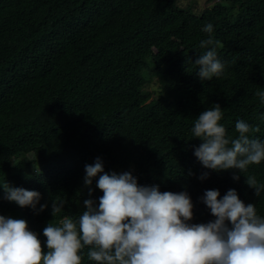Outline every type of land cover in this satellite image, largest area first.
<instances>
[{"label":"trees","instance_id":"trees-1","mask_svg":"<svg viewBox=\"0 0 264 264\" xmlns=\"http://www.w3.org/2000/svg\"><path fill=\"white\" fill-rule=\"evenodd\" d=\"M174 1L0 0V184L37 191L48 205L20 208L0 188V215L24 219L45 252L53 201H66L53 223L78 219L87 199L98 206V177L91 197L84 185L85 165L97 158L109 174L186 191L191 223L215 219L201 202L206 190L223 198L234 189L264 217V191L257 197L246 184L254 176L264 186V161L242 174L206 169L191 132L219 104L229 136L242 119L264 142V102L255 95L264 91V0H217L200 13ZM207 23L217 43L201 48ZM211 47L225 72L202 82L195 61ZM150 82L156 91L146 90ZM87 250L82 264H95Z\"/></svg>","mask_w":264,"mask_h":264},{"label":"clouds","instance_id":"clouds-1","mask_svg":"<svg viewBox=\"0 0 264 264\" xmlns=\"http://www.w3.org/2000/svg\"><path fill=\"white\" fill-rule=\"evenodd\" d=\"M202 30L209 38L200 42L201 48L217 43L211 37V23ZM195 64L202 82L220 78L225 72L215 47L199 55ZM255 95L264 102V91ZM222 118L223 110L215 104L194 121L192 135L202 141L194 155L203 167L242 174L250 165L261 164L264 142L250 138L259 128L238 120V136L233 138L220 123ZM85 172L84 185L90 197L93 179L98 177L96 187L103 193L99 204L87 199L78 219L63 216L53 223L66 203L53 201V220L43 229L46 252L24 219L0 215V264H82L85 248L95 264H264V217L258 215L254 203L246 205L234 189L223 198L218 190H206L201 202L215 219L197 224L191 223L193 203L186 191L161 192L159 186L139 185L130 172L109 174L99 158L85 165ZM246 184L257 197L264 191L254 176L246 177ZM0 188L5 199L20 208L36 211L40 205L37 191L14 188L7 182ZM47 207L40 205L39 212Z\"/></svg>","mask_w":264,"mask_h":264},{"label":"rangeland","instance_id":"rangeland-1","mask_svg":"<svg viewBox=\"0 0 264 264\" xmlns=\"http://www.w3.org/2000/svg\"><path fill=\"white\" fill-rule=\"evenodd\" d=\"M215 1L217 0H175L174 3L176 4L175 7L177 8L190 10L193 11L194 13H200L201 10L208 7L210 4H212ZM146 90L156 91L157 90L156 85L150 82L147 84ZM30 158L31 156L19 157L14 161V163L23 159H30ZM14 163H12V165H14Z\"/></svg>","mask_w":264,"mask_h":264}]
</instances>
